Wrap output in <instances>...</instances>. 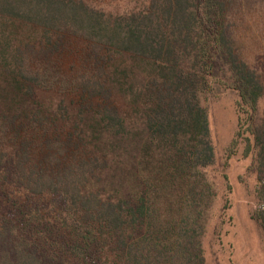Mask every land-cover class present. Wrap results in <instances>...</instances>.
<instances>
[{"label": "trees", "instance_id": "1", "mask_svg": "<svg viewBox=\"0 0 264 264\" xmlns=\"http://www.w3.org/2000/svg\"><path fill=\"white\" fill-rule=\"evenodd\" d=\"M253 12L264 0H0V264H204L226 208L201 97L228 90L264 234Z\"/></svg>", "mask_w": 264, "mask_h": 264}, {"label": "rangeland", "instance_id": "2", "mask_svg": "<svg viewBox=\"0 0 264 264\" xmlns=\"http://www.w3.org/2000/svg\"><path fill=\"white\" fill-rule=\"evenodd\" d=\"M255 19L253 12L243 22L244 50L250 61L258 62L264 69V12L257 26ZM237 101V95L229 90L201 97L215 153L214 164L207 171L214 179L217 209L226 208L223 217L213 221L202 237L204 264H264V234L250 218L252 211L259 208L256 189L263 182L255 172L253 154L244 156L245 142L237 139L232 144L237 129Z\"/></svg>", "mask_w": 264, "mask_h": 264}]
</instances>
